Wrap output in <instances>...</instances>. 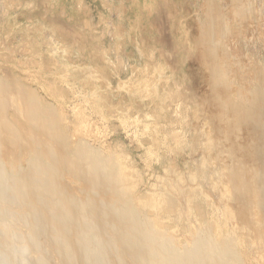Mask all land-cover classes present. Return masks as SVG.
Masks as SVG:
<instances>
[{"label":"rangeland","instance_id":"obj_1","mask_svg":"<svg viewBox=\"0 0 264 264\" xmlns=\"http://www.w3.org/2000/svg\"><path fill=\"white\" fill-rule=\"evenodd\" d=\"M1 81L13 95L6 119L21 129L26 121L15 105L36 106L61 117L57 131L88 153L90 166L123 156L124 181L114 193L101 173L81 177L111 197L110 212L116 189L126 195L121 217L132 242L147 249L148 264H230L233 253L242 264H264V214L256 205L248 220L224 214L227 205L240 206L228 202L227 176L241 161L254 165L264 140L252 129L264 127V0H0ZM40 119L50 135L54 120ZM3 148L14 178L28 167L27 151ZM41 179L51 180L47 172ZM66 182L82 187L69 174ZM229 185L245 198L244 188ZM52 210L55 227L75 225L86 259L123 261L122 244L113 246L96 216ZM210 245L215 252L205 263L198 255ZM224 245L236 250L226 256Z\"/></svg>","mask_w":264,"mask_h":264},{"label":"bare ground","instance_id":"obj_2","mask_svg":"<svg viewBox=\"0 0 264 264\" xmlns=\"http://www.w3.org/2000/svg\"><path fill=\"white\" fill-rule=\"evenodd\" d=\"M1 82L3 83V81ZM1 82L0 155H2V149H4V142H6L7 144H11L12 148H14L15 150H21L24 148V150L27 151L26 158L28 161V167L25 166V169H17L14 172L15 176H17L12 178L13 176L11 177L7 173L8 170H6L7 167L4 165L3 156H0V261L4 264H26L28 260L25 259L28 257L26 256L28 254L29 256H31L32 264H63L61 260H65L67 264H93L91 260H88L83 256L84 253L82 251V247L78 243H76L74 237L72 236V232L73 230H75L74 224L66 226L56 225L55 227V221H53L54 214L52 213V209H56V211L57 209H62L72 212L73 215L79 218H82L83 216H96L95 219H97V222L100 221L101 223L100 228L102 229L103 227V231H105V233H107L108 235L110 234L109 236L112 239L111 241L113 242V246H116L115 244L119 243L122 244L120 246V251L123 256V261L119 264H148L150 262V259L148 261L147 249L143 248V246L139 247L137 244H134L132 242L131 237H129V226L125 223V221H123L121 217L123 213L121 212L120 208L123 207V199L126 195L120 193L116 189L115 193L117 194V204L113 205L110 212L106 201H110L109 199L111 197L104 195L101 189L93 188L91 191L92 187L90 183L81 177V175H84L85 177L87 175H90L91 177H93L94 172L101 173L104 178L110 180L111 188L108 189V192L112 194L114 193L113 190H115L113 186L116 185V187L118 188L120 187L119 184L123 183L124 181L122 174L125 163H123V160L121 158L123 156L120 157L113 155L109 158H105L102 160L99 159L100 161L90 166V162L92 159L88 155V153H86L85 150H82L81 148L73 147L74 144L72 143L69 135L67 136L64 128H62V130L60 131L61 133L57 131L59 129V125L62 124V122H60L61 117H52L43 110L37 111L36 106L28 110V106L26 107L25 105H23V107H20L18 105L17 108V105H15L16 109L18 110L17 112L21 113V115L23 114V116L25 117V130L21 129L22 127L20 128L12 121L6 119V110L9 109L7 107L11 105L9 104V101L11 99L13 100V95L12 97L10 96L11 92L9 91V89L11 90V88H8L5 83H3V86ZM4 89H6V91ZM20 99L24 98L22 97ZM14 100L16 102L15 98ZM238 108H240V106ZM8 115L7 117H9ZM41 116H44L46 118L49 117L54 120L53 124L51 121V128L53 130H51L50 135L47 133V129H44L39 125V120L40 122H44L43 119H40ZM31 118H33L34 120ZM243 118H245V116ZM241 121L242 119L239 120L240 123ZM252 121L253 119L250 122ZM242 123L244 125H249L245 124V122ZM252 129L255 131H259L260 136L261 134H264V127H261V125L257 128ZM25 131L28 134H26ZM28 136L32 138V141L27 145L25 144L24 139L28 140ZM260 145L261 146L257 147L255 151L256 162H253L254 165L249 166L246 164V161V163L241 161L242 168L236 165V172L231 173L229 176H227L228 191L226 189L224 190L229 192V194L230 192H233V195L232 197L229 196L228 198H226L228 199V202L235 201V203L240 205L238 206L239 209L235 208V210H232L231 206H229L230 204L224 207V214L226 215V218L228 220L235 218L234 216H238L239 219L245 218V220H248L250 215L254 214L255 212V205L259 213L264 214V140L262 144L260 143ZM251 147H253V145H251ZM69 152L73 157L71 156L70 158L68 156ZM1 160L3 163L1 162ZM258 160L259 162H257ZM15 165L16 164H14V166ZM4 166L6 167V169ZM79 169L81 171H79ZM243 171L245 172V175L247 177L251 178L248 180V183H246L247 181L245 182V178L240 173ZM45 172L50 175V181L41 179L42 175ZM68 174L82 183V187H74L67 183L66 176ZM202 175L204 176V174ZM94 179L95 178L92 179V184H94L95 182ZM223 180L225 179L222 178V182ZM229 183H233L234 186H238L239 188H244V192L247 194L245 195V198L238 200V198L234 196L235 194H237L234 192L235 189H233L232 185H229ZM97 191H99L100 193L99 196L96 193ZM104 191L105 193H107L106 190ZM91 192H93L94 196L91 194ZM226 195H228V193ZM194 196L190 198V200H188L190 201L189 205L191 210L192 202L195 200ZM89 197L93 199V202L91 201L93 205H91ZM112 197L115 198V196ZM32 199L35 200V202H33ZM172 199L173 198H168L167 200L169 206L172 205L173 202H175ZM76 202L80 204V209L83 208L82 204L91 207V209H87L88 212H81ZM223 202L225 203L226 201L223 200ZM246 202L247 204L253 203V207H249L247 209ZM194 205H196V203H194ZM170 210L173 211V209L171 208ZM36 211H38V213ZM258 229L260 230L261 228L258 227ZM46 240L48 242V245L45 243ZM36 241L40 242V244H37ZM42 245L43 248H46L47 250L44 255L39 256V249L42 248ZM223 247L224 248L221 249V253L225 255L236 250L232 248L231 251L229 250L227 252V246L224 245ZM20 249L21 251L23 250L26 253L23 251L22 253L21 251H19ZM211 251L215 252L214 248L211 247V245L207 246V249L202 250L201 254L198 255V259L202 258L205 263L211 262V259L213 258V256L211 255ZM19 253L20 255L26 254L25 259H23V255H21L20 257ZM230 256H232L229 258L230 264H242L238 261V259H236L238 255L233 253L232 255L230 254ZM74 257H76V259H74ZM212 263L213 262H211V264ZM28 264H31V262H28Z\"/></svg>","mask_w":264,"mask_h":264}]
</instances>
